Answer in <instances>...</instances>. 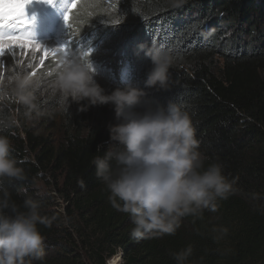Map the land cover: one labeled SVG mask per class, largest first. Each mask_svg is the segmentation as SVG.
<instances>
[{
    "label": "trees",
    "instance_id": "trees-1",
    "mask_svg": "<svg viewBox=\"0 0 264 264\" xmlns=\"http://www.w3.org/2000/svg\"><path fill=\"white\" fill-rule=\"evenodd\" d=\"M97 2L101 5L72 12L79 15L70 20L78 26L71 39L97 37L78 47L79 40L72 41L69 54L90 61L97 60L99 49L106 51L109 68L99 64L94 79L105 94L126 86L143 90L134 112L179 105L189 115L205 164H222L235 191L216 211L183 218L174 236L131 238V218L108 202L90 163L115 143L109 132L120 122L114 106L82 110L86 101H66L54 91L59 54L50 58L53 65L38 63L29 73H16L15 61L8 59L2 72L10 79H0V122L15 125H0V132L10 138L11 156L27 180L5 187L18 204L24 199L18 190L26 188L44 216L56 217L51 227L38 226L45 256L33 264H107L118 254L115 264H176L171 254L188 245L193 254L187 264H264V0H128L112 18L93 14L95 6L113 5ZM63 31L62 44L69 34ZM116 40L124 41L117 48L104 46ZM142 45L171 54L167 88L146 87L152 63ZM24 75L39 84L31 104L14 91L15 79ZM214 227L227 229L218 243Z\"/></svg>",
    "mask_w": 264,
    "mask_h": 264
},
{
    "label": "clouds",
    "instance_id": "clouds-1",
    "mask_svg": "<svg viewBox=\"0 0 264 264\" xmlns=\"http://www.w3.org/2000/svg\"><path fill=\"white\" fill-rule=\"evenodd\" d=\"M150 57L152 69L146 87H168L171 54L164 49L142 45ZM38 81L28 75L15 79L14 91L21 101L31 104L32 91ZM53 90L66 101H86L89 106L111 104L119 123L110 126V144L103 155L92 158L97 179L108 192V202L131 218L130 237L135 240L174 236L185 217H201L205 209L216 211L218 202L235 191L222 171V164H205L189 115L170 102L142 113L134 112L141 105L145 92L126 86L110 94L94 79L89 60L74 55L57 70ZM11 128L14 120L0 122ZM14 151L7 135L0 132V264H33L43 262L44 238L40 225L51 227L56 217L42 214L40 202L18 190L21 203L12 199L5 184L27 180L24 168L11 156ZM114 162V163H113ZM212 239L219 242L227 229L212 228ZM193 254L188 245L172 253L176 264H187Z\"/></svg>",
    "mask_w": 264,
    "mask_h": 264
},
{
    "label": "rangeland",
    "instance_id": "rangeland-1",
    "mask_svg": "<svg viewBox=\"0 0 264 264\" xmlns=\"http://www.w3.org/2000/svg\"><path fill=\"white\" fill-rule=\"evenodd\" d=\"M97 1H101V0H81L80 4L75 9H76V11H81L84 8L83 9V11H84V10H87L90 6H93L94 4L101 5V3L99 4V2H97ZM110 1L113 3V5H111V7H106V5H105V7L104 6L102 7L103 10H100V8L95 6L94 8H92L93 9V11H92L93 14H95V15L102 14V13L104 15L105 14H107V15L109 14L108 17L112 18L116 14L115 11L120 10L118 5H121L122 3H125L128 0H103V2L105 4H107V3L110 4ZM70 3H71V0H57L55 2L53 0H51V3H49L48 0H42V1L38 0V1H36L35 2L36 6L28 13L29 14L28 15L29 19L31 17L34 19V20L32 19L33 23H31L29 25L30 27H28V30H30L31 33H32V38L35 39L38 43H40L44 47L49 48V49H53V48L59 47L62 44V42H64V40L63 41L60 40V37H59L60 33L61 32L64 33V31H63L64 29L66 31L68 30V28L64 24L63 16H64V13L67 11V5H69ZM32 6L33 5H31V4L27 5V7H32ZM108 10H110V12ZM73 11H74V9L72 10V12ZM78 15L77 14H74V15L72 14L71 15V19L72 18L76 19V17H78ZM103 23H104V25L106 27H110V28L113 27V25L110 26L108 24L107 20H104ZM116 24H118V23H115L114 25H116ZM116 27H118V26H116ZM76 28H78L77 24L75 26H72L73 30H75ZM92 37H97V35L96 34H90V35H86V36L83 35V36H79V37L75 36V37L72 38V41L79 40L78 45H76V47H78L81 43L87 42L88 39H90ZM77 38H79V39H77ZM123 41L124 40H121V41L116 40L114 43H112L109 46V48H112V47H116L117 48L118 45H116V43L120 42L121 43L120 45H122ZM79 51H84V50L80 49ZM105 53H106V51H104L103 49H99L97 52H95V55H97L96 58H97L98 61L90 59L91 64H93L92 65L93 69L95 67H97L99 64H103L105 67H108L107 64H105V62L107 61ZM69 57H71L70 54H69ZM8 59L10 61H8ZM0 60H3L4 64L7 61L8 62L15 61L14 65H15V68H16V73H19L20 71H25V72L29 73L30 71H32V69H35V67L39 63V57L38 56L35 59H33L30 56L28 59L24 60L23 64H19L18 61L20 60V57H12V55L10 53H8V52H6L3 57H0ZM61 60H62V58H61ZM29 61H31L33 63V67L32 68H28L27 67V64L29 63ZM46 63H49V61H47ZM51 65H53L52 62L48 64V66H51ZM38 67H40V66H38ZM2 69H0V71H2ZM109 70H110V73H111L112 69H109ZM139 73L144 75L146 73V69L139 70ZM3 74H4V76L6 75L5 78L7 80L10 79L9 75H8L9 74L8 72L5 71ZM13 77H12V79H13ZM38 77H41V76L38 74ZM34 80H36V79H34ZM41 88L45 89V88H47V85L46 86L43 85V86H41ZM119 255L120 254L115 255V257L114 256L111 257L107 261V264L118 263L120 261V256Z\"/></svg>",
    "mask_w": 264,
    "mask_h": 264
},
{
    "label": "snow or ice",
    "instance_id": "snow-or-ice-1",
    "mask_svg": "<svg viewBox=\"0 0 264 264\" xmlns=\"http://www.w3.org/2000/svg\"><path fill=\"white\" fill-rule=\"evenodd\" d=\"M30 2L31 0H0V57L8 52L12 57H20L18 63L23 64L24 60L30 56L33 59L38 56V66H43L45 61H49L50 58H55L59 54L63 58L61 60V64H63L69 58V52L72 50L71 13L73 9L77 8L81 0H71V3L67 5L63 20L69 30L68 41L53 49L38 43L32 38L31 31L28 30L32 20L27 16L25 9ZM48 2L51 3V0ZM4 66V61L0 60V69ZM27 67L32 68L33 63L29 61ZM30 74L35 75L36 73L33 71ZM3 75V72L0 71V79L3 78Z\"/></svg>",
    "mask_w": 264,
    "mask_h": 264
},
{
    "label": "bare ground",
    "instance_id": "bare-ground-1",
    "mask_svg": "<svg viewBox=\"0 0 264 264\" xmlns=\"http://www.w3.org/2000/svg\"><path fill=\"white\" fill-rule=\"evenodd\" d=\"M36 1H38V0H31V2L29 3V4H31V5H33L32 7H27L26 9H25V11H26V14H27V16L29 15L28 13L36 6V4H35V2ZM42 1V0H41ZM43 10V9H42ZM43 12V11H42ZM29 17V16H28ZM31 20L33 19L32 17L30 18ZM34 20V19H33ZM40 20V19H39ZM38 20V21H39ZM33 23V22H32ZM28 27H30V26H28ZM38 27V26H37ZM59 37H60V40H61V37H62V32L60 33V35H59ZM111 45V43L110 42H107L106 44H104V46L105 47H107V46H110ZM71 53V52H70ZM73 54V53H72ZM74 55V54H73ZM115 257V256H114Z\"/></svg>",
    "mask_w": 264,
    "mask_h": 264
}]
</instances>
